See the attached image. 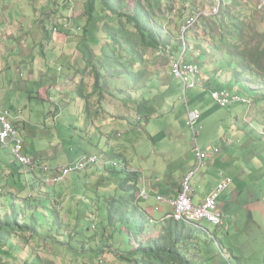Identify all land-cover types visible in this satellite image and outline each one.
Segmentation results:
<instances>
[{"label": "rangeland", "instance_id": "374dc122", "mask_svg": "<svg viewBox=\"0 0 264 264\" xmlns=\"http://www.w3.org/2000/svg\"><path fill=\"white\" fill-rule=\"evenodd\" d=\"M47 1L0 0V15L7 16L6 20L9 16L15 17L16 14L12 8L15 5L16 9L24 12V14H21L24 18L17 16L13 22V27L20 28L19 23L21 20L23 23H30V25H35L36 22L42 24L44 18H51L55 26L58 27L59 23L56 19L62 16L54 14L56 17L53 18L52 14H46V10H41L42 5H46ZM223 1H228V4H231L232 7H229L228 11L235 14V17L242 22L245 42L249 44L250 49H254L256 46L264 47L263 34H259L254 21L264 19V11H260L256 7V1L259 2V0H251V5L248 8L240 6L234 0ZM68 2V0H51V3L56 6L62 4L63 8L67 7ZM169 4V6L162 4L161 10L157 14L161 13L165 24H168L171 30L177 34L178 37L173 36V40L179 41V37H183L182 29L185 18L192 12H200L201 18L205 16L211 20L212 25H210L211 23L208 24L214 34L225 31V27L214 21L217 14L214 11V6L218 7L220 12L223 10H221L219 0H170ZM21 5L23 6L20 7ZM27 7L30 8V11ZM34 11L37 14H34ZM71 17L72 14L69 18ZM199 19L197 25L186 36L187 39L195 41L192 43V49L189 50V53L192 56L191 60H197L196 62L200 65L203 80L204 76L205 79L209 78L211 72L219 66L221 56L219 54L214 57L210 56L216 51L211 49V39L205 28L202 25L200 26ZM220 28H222V31H220ZM43 30L46 38L48 30L44 27ZM50 32L53 33L52 30ZM35 33L37 34L36 27L29 29V35L34 37ZM197 44L201 45L202 49L200 48L196 53H193ZM37 46L34 50L42 51V45ZM202 51L204 53L207 51L204 60L200 56ZM96 56L94 57L96 58L95 63L101 66L99 60L104 57L99 56L98 58ZM196 56L197 58H195ZM147 60L148 64L144 69L146 74L134 81L131 88H128L129 82L127 80L114 79L113 76L103 72L102 82L106 83L107 86L105 91L96 92L95 94L93 93L94 78L85 69L83 75L80 74V77L84 76V78L77 83L78 86L81 85L84 88L83 93L88 97L86 100L82 98L84 100L82 111L74 118L64 116L65 119L61 120L62 123H60L61 127H56V129L63 134L65 127L62 124L68 126L69 123L71 124L75 120L76 124L79 125L88 118L89 131L85 133L84 141L77 136H70L68 132L70 146L98 154L102 159V163L96 165L98 167L111 168L104 165L103 162H127L129 164L127 166L136 171L133 174L138 175V181L142 184L143 182H153L155 184V180H159L158 184L161 185L159 189L163 193V197L166 201H170L175 196L174 189L180 182L182 183L183 178L190 171L189 166L191 163L194 164L191 170H194L195 173L201 169L197 170L198 162L195 159L193 149L195 146L194 135L186 122L188 121V109L197 108L201 113V119L197 125V129L200 130L197 141L203 148L208 144H223V140L217 138L218 130L226 131L227 126L232 125L233 122L238 124L235 118L236 113H239L241 116L240 122H242L248 106L234 104L230 108H220L210 102V91L204 97L199 98L197 94L201 91L198 90L199 87L185 92L186 102L184 86L181 81L174 77L172 66L170 70V58L162 54L149 52ZM235 65L237 63L233 62L234 69L236 68ZM133 67L135 70H140L138 69L139 66L135 65ZM231 71L232 74L236 73L235 70L229 72L231 73ZM51 73L57 74V70L52 67ZM119 79L121 82H118ZM227 84L226 87L235 88L242 95L252 98L254 102L251 115L256 121L260 119L261 131L264 130V109H261L264 106V75L242 72L240 77L234 75L231 84ZM38 86L29 85V92L36 91L33 101L37 98ZM121 89L130 91L131 99L141 97L145 89H147L150 97H154L160 92H166V98L164 101H162V98H158L161 104H157L158 109L154 115L139 121L137 118L139 115L137 116L134 108L129 105L131 103L128 94L119 93ZM20 93L22 96L26 95L25 91ZM32 103L38 110L39 107L47 110L53 107L51 102L41 104L40 101H35ZM210 107L213 109L207 112ZM262 114L263 117H261ZM32 122L39 123L41 130H46L44 126L47 122L40 113L33 117ZM141 123L143 127L140 126ZM47 126H49L48 123ZM246 128L248 129V124ZM57 130L53 132L58 133ZM259 134L260 138H264V133L260 132ZM244 139H247V137L245 136ZM34 141L32 147L29 148L30 151H34L35 148L36 150L39 149L36 141L42 144L40 136H37ZM262 144L264 145V143ZM205 165L202 166L201 171H205ZM96 166L90 167L78 175L69 176L63 183L56 185L55 188L45 187V190L41 184L43 183V176L40 174V178L35 177L39 182L33 181L35 187L31 186V188L30 185H26L27 189L20 194L15 195L14 193L16 197H12L13 201L6 198L8 196L7 192L4 193L6 195L1 194L0 219L17 215L19 221L24 222V224L30 225L32 223L36 226L39 238L32 239L28 233L17 231L13 237L15 246L14 244L12 246V255L15 258L0 254V260H4L5 264H23L26 254L32 253L33 256L41 257L42 264H130L120 261L116 255L119 246L122 244L120 231L116 230L114 232L113 227H107L105 232H102L104 230L102 227L103 221H101L100 212L96 208L98 203L94 202L97 201L96 194L91 191L94 189L93 185L95 183L89 182L93 170L98 169ZM222 168L226 171L224 167ZM108 169L101 171V173L104 175L110 174ZM227 175L229 174L224 176ZM63 186L61 197L58 199L57 196L60 194L58 189ZM261 190L263 194L261 197L259 196V199L262 200L258 206L252 208V211H254L253 217L248 215V208L244 207L247 203L245 200L246 194H242L241 198L232 203L229 196L228 200H226L227 197H222L221 200L228 204L225 211L231 216L228 219L230 228L223 229L221 226L210 222H203L198 227L204 230H202L199 239L188 250H185V256L190 258L193 264H227L224 256L228 257L234 264H264V185ZM44 192L56 195L58 202H55V199L52 198L50 203L53 211H47L46 215L43 213L33 215V218L32 214L45 209L39 202L41 199H46L47 195ZM198 192H201V190L199 189ZM29 198L35 199V202ZM12 203L15 205V211L11 208ZM169 204L160 203L154 201L153 198H149L143 201L141 205L145 209L152 208L153 210L150 209L152 213L149 210L148 212L159 220L170 211L171 206ZM157 206L161 207L163 212L154 215L158 211V209L156 210ZM165 224L146 228L145 233L140 236L137 242L145 241L149 237H157ZM104 233L105 236H103ZM110 235H114V237H108ZM22 237L26 239L25 246H22L18 239ZM135 240L134 238L131 239L135 242V244H131V248L136 246ZM19 249L22 251H19Z\"/></svg>", "mask_w": 264, "mask_h": 264}, {"label": "crops", "instance_id": "0c3cea01", "mask_svg": "<svg viewBox=\"0 0 264 264\" xmlns=\"http://www.w3.org/2000/svg\"><path fill=\"white\" fill-rule=\"evenodd\" d=\"M68 1L69 4L66 8H63L62 4L60 6L54 5L51 3V0H48L46 5H42L41 7L42 11L46 10V14H52L53 18L56 17L54 14L62 16L56 19L59 23L58 27L55 26L51 18H44L42 24L36 22L35 25H30V23L27 22L23 23L21 20L19 23L20 28L16 26L13 27V22L17 16H20L22 19L24 18V16L21 15L24 14V12L20 9H16L15 5L12 6L13 12L16 14L15 17L8 15V20H6L7 16L0 15L1 107L10 111L11 120L17 127L19 136L24 141L25 153L53 167L66 165L77 160L84 154H94L79 148H74L69 144V137L71 135L72 137L77 136L84 141L83 137L85 133L89 131L88 118L86 121L83 120L81 124L79 123V125L76 124L75 120H73L71 124L69 123L68 126L62 124V126L65 127V132H63V134H61L56 127H61L60 123H62L61 120L65 119L64 116L74 118L82 111L84 100L77 94V83L80 79L82 80L84 78V76L80 77V74L83 75L91 53L97 54L101 49V45L110 31V26L113 28L117 27L116 17L101 10L100 6H97L98 12L93 15V18L89 19L86 13L88 0L85 2L81 0H74L73 2H71V0ZM239 4L240 6L248 8V6L251 5V0H244ZM22 6L23 5L20 7ZM256 7L258 9V1H256ZM27 9L30 11V8L27 7ZM8 11L11 13L10 10ZM69 13L72 14L71 18H69ZM34 14H37V12L34 11ZM254 21L257 31L259 34H263L262 40H264V19ZM69 22L72 23L71 27H73L76 32L65 27ZM33 27H36L37 31L34 37L28 34L29 29ZM43 27L48 30L46 38ZM49 28L53 33L49 31ZM55 28H57V31H55ZM78 28H81V31L78 32L76 30ZM39 40L41 41L38 43ZM37 45H42V51L38 52L34 50V48L38 47ZM235 62L237 63V65H235L236 70L244 72L245 69L238 64V61L236 60ZM52 67L57 70V74L51 73ZM233 76L234 74H232V71L231 73H226L219 68L215 69L211 72L209 78L205 79L204 76L207 82L199 86L198 90L201 91L197 93L199 95L198 97H204L205 94L209 93L211 88L215 87L226 89L231 93H237L238 91H236L235 88L226 87L228 85L227 83L231 84L233 81ZM30 84L34 86L39 85L36 93L37 98L34 101L33 96L36 91L29 92ZM21 91H25L26 95L22 96L20 93ZM35 101H40L41 104L51 102L53 103V107L48 110L39 107L40 109L38 110V108L33 106L32 102ZM210 102L218 106L212 98H210ZM253 102L250 106L245 104L248 107L245 110V118L242 122H240L241 116L239 113H236L235 118L238 124L233 122L232 125L227 126L226 131L218 130L217 138L223 140V144H208L203 148L199 145L201 149L208 151L211 148L219 147L220 152L205 160L203 163V165L207 163L205 165V171H201V167L197 172L198 174L195 173L193 176L192 181L195 188L193 200L196 204L204 200L205 196L215 185L225 177L224 175L229 174L227 176L233 178L231 185L219 198V206L225 213V221L223 226H221L223 229L230 228L228 219L231 218V216L225 211L228 204H225L224 201L221 200L222 197H227L226 200H228L229 196L232 203L241 198L242 194H246L245 200L247 203L244 207L248 208V215L252 217L254 216L252 208L258 206L262 200L259 199V196L261 197L263 194L261 188L264 185V145L262 144L264 143V138H260L259 133H264V130L261 131L262 126L260 124V119L256 121L251 115L253 111ZM212 109L213 108L210 107L207 112H210ZM261 109H264V106ZM247 112L249 114H246ZM37 113H40L49 124V126H47V123H45V131L41 130V125L39 123L32 122L33 117L37 115ZM261 117H263V114ZM247 124L248 129L246 128ZM140 126L143 127L142 123ZM234 128H236V130L233 131ZM54 130H57L58 133L53 132ZM37 136H40L42 144L36 141V145L39 149L36 150L35 148L34 151H30L29 148L32 147L33 142H35L34 139H36ZM245 136L247 139H244ZM193 149L197 161L195 147H193ZM125 164L129 166L127 162ZM193 166L194 164L191 163L189 166L190 171H192L191 169ZM222 167H224L226 171H224ZM189 172H187V174ZM40 174H36L22 165L20 166V164L14 160L10 148H3L0 146V195H6L4 193L7 192L8 196L6 198L13 201L12 197L27 189L26 185L35 187L33 181L39 182L35 177H39ZM91 181L93 183L95 182L93 175H91L89 182ZM147 183H141L139 187H144L146 189L149 198H153L155 201L158 196L163 197V193L159 189L161 186L158 184L159 180H155V184H153V182ZM180 184L181 182L174 189L175 196L172 197L173 199H170L171 201L176 199ZM55 186L56 185H44V187H42L45 190V187L55 188ZM63 188L64 186L58 189L60 193L57 196L58 199L61 197V189ZM199 189L201 192H198ZM44 194L47 195L46 199L43 200L46 201V204H50L52 198L58 201L56 200V195H51L46 192H44ZM150 209L152 208H147L146 210L152 213ZM157 209L158 211L155 212L154 215H159L163 212L161 207L157 206L156 210ZM44 210L36 211L35 214L32 215H37V212L42 213ZM170 212L171 207L170 211L161 218H165Z\"/></svg>", "mask_w": 264, "mask_h": 264}, {"label": "trees", "instance_id": "16d2710c", "mask_svg": "<svg viewBox=\"0 0 264 264\" xmlns=\"http://www.w3.org/2000/svg\"><path fill=\"white\" fill-rule=\"evenodd\" d=\"M219 2L221 10H223L217 12L214 21L225 27L224 32L214 34L208 24L211 23L210 25H212V21L205 16L202 18L200 16L201 21L199 19L200 26L205 28L211 39V49L216 51L210 56L214 57L217 54L221 56L219 66L216 69L219 68L225 72L235 70L236 73L233 74L240 77L243 71H238L233 67V62L237 60L238 64L245 69V73L264 75V47L256 46L254 49H250L249 44L245 42L242 22L235 17V14L228 11L229 7H232L231 4L223 0H219ZM169 3L170 0H88L86 13L89 19L98 12L97 6L117 19V27L110 26V31L99 52L97 54L91 53L92 57L90 55L88 59L86 71L94 78V94L105 91L107 85L102 82L103 72L113 76L114 79L127 80L129 82L128 88H131L134 81L146 74L144 69L148 64L147 55L149 52L168 56L171 61L170 70L172 62L181 55L187 58L186 60H191L192 56L189 50L192 49V43L195 41L187 39L186 34L191 32L198 22L185 34L184 38L179 37V41L173 40L172 37H178L177 34L171 30L168 24H165L163 15L157 14L161 10L162 4L169 6ZM193 14L195 13H190L185 21ZM200 48L202 49V46L197 44L193 53H196ZM177 53L180 54L176 55ZM94 55H98L96 56L98 58L99 56L104 57L99 60L101 66L95 63ZM206 55L207 51L206 53L202 51L200 56L204 60ZM135 65L139 66L138 69L140 70H135L133 67ZM118 82L121 80L119 79ZM203 82L206 83V80L203 79ZM83 90L84 88L79 85L77 94L86 100L88 97L84 95ZM119 93L128 94L131 103L129 105L134 108L136 115H139L137 117L139 121L154 115L158 109L157 104H161L158 98H162V101L166 98V92H160L154 97H150L147 89L144 90L141 97L132 99L130 91L121 89ZM96 168L98 169L93 170L95 184L91 191L96 194L97 201L94 202L98 203L96 208L100 212L101 221H103L104 230L101 231L105 232L107 227H113L114 232L120 231L122 244L118 248L119 251L116 252L120 261L130 264H193L191 259L185 256V250H188L199 239L204 229L167 219V216L157 220L141 205L145 200L137 197L140 189L137 174H127L115 169H108L105 166H96ZM106 169L109 170L110 174L101 173ZM29 199L35 202V199ZM39 202L45 208L42 212L44 215L47 214V211H53L51 203L46 204V201L43 200ZM11 208L16 210L13 203ZM40 213L37 212V214ZM32 217L34 218L33 215ZM164 223L166 224L157 237H149L145 241L137 242L140 236L145 233L146 228ZM17 231L28 233L32 239L39 238L36 226L32 223L30 225L24 224V222L19 221L17 215L2 218L0 219V254L2 256L14 257L12 255V246L13 244L15 246L13 237ZM108 237L113 238L114 235ZM132 238L136 239L134 248H131V244H135L134 241H131ZM18 239L22 246H25L26 239L23 237ZM19 251L22 250L19 249ZM37 263L42 264L41 257L33 256L32 253L26 254L23 264ZM0 264H5L4 260H0Z\"/></svg>", "mask_w": 264, "mask_h": 264}, {"label": "built area", "instance_id": "2783aa9c", "mask_svg": "<svg viewBox=\"0 0 264 264\" xmlns=\"http://www.w3.org/2000/svg\"><path fill=\"white\" fill-rule=\"evenodd\" d=\"M74 0H71L73 2ZM83 2L87 0H81ZM243 2L244 0H236ZM258 8L264 10V0H259ZM220 9L214 6V11L217 13ZM200 16L199 13L190 15L185 23L183 24V38L185 34L196 24ZM72 23L69 22L65 27L74 32L75 29ZM78 32L81 28L76 29ZM57 31V28H55ZM185 49V48H184ZM172 73L175 78H177L184 86V97L187 102L185 92L190 89L204 85L202 80V70L200 65L193 60H186L183 55L178 57L172 62ZM210 95L212 100L220 107L228 108L234 104L242 103L251 105L253 100L251 97H246L241 93H231L226 89H211ZM201 119L200 111L195 109H188V125L190 126L195 140V151L198 162L197 170L200 169L207 158L214 156L220 152L219 147L211 148L208 150H203L200 148L198 143V136L200 130L197 129ZM0 146L3 148H10L11 154L14 160L28 168L33 172H40L43 175V183L47 186L58 185L63 183L66 178L73 174L81 173L90 167H94L99 163H102V159L98 154H84L80 156L77 160L70 162L64 166L53 167L32 155L25 153L24 141L19 136V132L13 121L11 120V113L1 107L0 103ZM111 163V165H109ZM104 165L111 167L117 171H122L127 174H133L136 171L131 167H128L124 162L118 163L106 162ZM195 171H190L186 177L183 179L178 190L176 199L166 201L164 197L158 196L156 200L160 203H170L172 210L167 215V219H172L176 222L191 224L199 226L203 222H210L217 226H223L225 221V213L219 206V198L222 193L231 185L233 182L232 177H223L215 187L205 196L204 200L199 204L194 202L195 188L193 185V176ZM139 182V181H138ZM142 182H139V185ZM144 184V182H143ZM137 197L141 200H147L149 195L146 189L143 187L139 189ZM227 264H234L228 257L224 256Z\"/></svg>", "mask_w": 264, "mask_h": 264}, {"label": "bare ground", "instance_id": "6f19581e", "mask_svg": "<svg viewBox=\"0 0 264 264\" xmlns=\"http://www.w3.org/2000/svg\"><path fill=\"white\" fill-rule=\"evenodd\" d=\"M14 123V122H13ZM21 166V165H20ZM24 167V166H23ZM55 167V166H54ZM35 173L40 174V172L36 171ZM169 198V197H168ZM173 199V198H172Z\"/></svg>", "mask_w": 264, "mask_h": 264}]
</instances>
